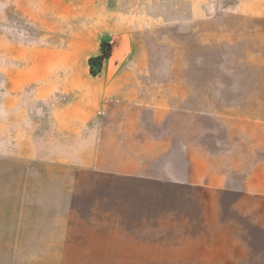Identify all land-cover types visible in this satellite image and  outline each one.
<instances>
[{"label": "rangeland", "instance_id": "374dc122", "mask_svg": "<svg viewBox=\"0 0 264 264\" xmlns=\"http://www.w3.org/2000/svg\"><path fill=\"white\" fill-rule=\"evenodd\" d=\"M237 1L0 0V264H92L90 194L67 174L175 177L204 157L236 218L230 200L264 171V18Z\"/></svg>", "mask_w": 264, "mask_h": 264}, {"label": "crops", "instance_id": "0c3cea01", "mask_svg": "<svg viewBox=\"0 0 264 264\" xmlns=\"http://www.w3.org/2000/svg\"><path fill=\"white\" fill-rule=\"evenodd\" d=\"M236 6L242 17L264 18V0H238ZM111 57L104 59L109 67ZM117 60L112 82L120 90L127 88L131 78L119 77ZM191 162L192 172L175 177L140 172L67 174L81 181L64 184L79 202L83 192L90 194L84 202L94 212L86 224L87 261L264 264L263 169L245 175L230 200L236 216L232 218L224 211V199L230 194L227 173L210 171L204 157ZM167 198H173V204Z\"/></svg>", "mask_w": 264, "mask_h": 264}, {"label": "trees", "instance_id": "16d2710c", "mask_svg": "<svg viewBox=\"0 0 264 264\" xmlns=\"http://www.w3.org/2000/svg\"><path fill=\"white\" fill-rule=\"evenodd\" d=\"M111 48L109 42H102L100 54L89 58L90 73L92 75H97L100 72L103 60L110 56ZM95 64L98 65L97 69L93 67Z\"/></svg>", "mask_w": 264, "mask_h": 264}]
</instances>
